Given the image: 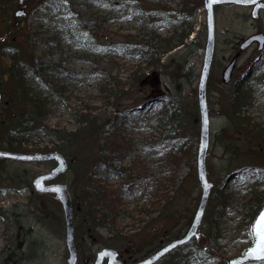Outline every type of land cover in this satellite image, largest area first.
<instances>
[{"label": "rangeland", "instance_id": "1", "mask_svg": "<svg viewBox=\"0 0 264 264\" xmlns=\"http://www.w3.org/2000/svg\"><path fill=\"white\" fill-rule=\"evenodd\" d=\"M57 1L68 6L71 4L74 10L84 9L80 0ZM180 2L181 0H107L104 1L105 6L94 4L90 11L83 10L81 23L86 29L84 32L87 34V29L91 31L90 36L97 39L98 44L119 41L127 32L145 33L147 38L151 27L160 36L168 37L173 31L175 21L174 16L171 17L166 12L177 10ZM196 2L198 5L196 17L192 20L193 31L185 40L187 42L166 52L157 66H145V76L139 89H134L128 83L124 84L127 91L121 92L115 105L111 107L106 106L99 98V84L106 81L109 75L125 79L139 61L111 52H87L84 47L72 44L67 27H71L77 17L75 11L69 7L54 8L50 0L14 1L16 5L12 12L16 14L19 11L16 14L18 32L25 35L36 31L33 38L40 42L38 53L42 54L40 59H43L44 67L55 77L53 79L64 82L67 86L64 93L67 96L66 102L59 103L57 110L46 119L48 126L74 129L77 123L73 116L85 101L95 107L93 112H97L101 118L108 121L113 119L118 123V127H111L110 131H117L123 138L133 142L130 152L120 156L112 175L100 182V185L113 191H122L125 186L129 190V195L116 201L113 206L114 213L118 214L112 218L113 234L105 229L86 233L82 226L80 214L83 212L81 197L84 187L76 176L78 164L75 160H67L66 170L56 178L67 185L71 199L75 201L73 203L80 206L79 218L73 219L74 242L77 249L79 248L77 264H93L96 251L103 246L117 249L126 258L132 255H137L138 259L147 256L172 233L187 229L193 218L200 193L196 175V148L192 159L184 157L178 165L171 163V155L174 154H169L163 141V112L160 113L161 109L157 104H150L140 110L137 107L148 97L170 92L179 97L183 109L190 115L195 109L196 85L206 36L203 0L190 1L191 4ZM138 3L143 5L149 17L128 13L129 7ZM158 10L161 14L157 13ZM99 11L106 13L107 21L104 25L96 26L87 15L100 13ZM214 20L215 46L206 84L209 114L206 166L213 183H222L226 191L238 195L232 200L220 223L216 243L226 264L228 257L240 253L250 242V235L247 238L241 230H236L239 217L235 220L233 218L236 211L241 210L240 192L249 187L251 181H255L252 174L259 171L258 167H264V160H258L264 158L263 149L254 143H261L260 139L264 135V48L258 50L255 44L239 48L241 41L249 34L258 30L264 32V9L254 18L250 7L246 5L218 4L214 8ZM77 29L75 33L80 31ZM4 32L5 30H0V35ZM52 35L57 40L51 38ZM45 38H51L48 45L44 42ZM190 40L193 42L190 43ZM231 59L235 60L231 79L224 82L222 72ZM5 63L6 58L0 57V71L5 69ZM240 77L242 78L239 83L243 89L241 93L249 104L243 114L246 118L242 124L237 125L223 110L236 80ZM128 109L133 111H127ZM254 122L258 124L259 133L250 127ZM7 126L6 120H0L1 149L10 148L5 131ZM177 136H182L189 143L194 140L196 147L199 136L198 110L194 119L184 123L181 130L178 129ZM230 139H238L243 148L231 149L228 146ZM30 142L27 147L29 150L21 152H38L34 147L60 143L64 147L60 152L68 158L78 144L60 142L45 134L31 137ZM53 163L52 160L0 157V264H66L68 251L61 205L52 193L33 192L30 187L32 179L48 170ZM133 172L141 176L137 177ZM257 181L264 186V182ZM166 187L169 190L176 187L173 191V205L164 209L160 215L157 206L164 202L161 197ZM208 200L206 217L199 227V239L204 233H211V223L207 220L214 200ZM143 204L145 212L137 211L136 208ZM113 237H120L121 244L114 241L113 244ZM99 239L109 242L100 245L97 243ZM193 243L194 241L189 242L184 250L191 251ZM158 263L176 264L168 256ZM177 264H181V261Z\"/></svg>", "mask_w": 264, "mask_h": 264}, {"label": "trees", "instance_id": "2", "mask_svg": "<svg viewBox=\"0 0 264 264\" xmlns=\"http://www.w3.org/2000/svg\"><path fill=\"white\" fill-rule=\"evenodd\" d=\"M14 1L0 0V30H5L0 35V57L6 58L5 69L1 70L3 73L1 77H5L6 80L4 82L12 91L8 94L4 93L5 87L0 92V120H6L8 124L5 131L9 149L28 151L29 149L27 147L31 143L30 138L42 134L53 136L60 142L67 141L70 144H72L71 142H77V147L69 154L70 157L68 158L65 155L67 159L77 162L76 176L84 187V192L81 197L83 212L80 214L82 216L80 221H82V226L86 230V233H93L94 231L105 229L113 234L114 232L111 230L112 218L114 217L113 215H118L114 213L113 206L119 199L127 197L129 190L125 186V188H122V191H117V189L113 191L104 185H100V182L105 181L112 175V171L118 165L121 157L127 154V152H130V147L133 142L130 139L123 138L117 131H110L111 127H118V123H115L113 119L108 121L101 118L97 112H93V108L95 107L89 103H85V101L78 108L79 111L77 114L72 115L77 123L74 129L67 130L64 127L52 128L48 126L46 119L57 110L59 103L64 104L66 102L67 96L64 93L66 92L67 86L64 82L60 83L57 79H53L55 77L51 76L44 67L43 59H40L42 58V54L38 53L40 42L38 43L37 39L33 38V34L36 36V31L33 30L30 34L25 35L18 32L17 17L12 12L13 6L16 5ZM41 1L39 0V2ZM50 1L53 2L54 8L69 7L73 9L71 4L68 6L57 0ZM81 1L82 6H84L83 10L90 11L94 4H102L105 6L104 1L106 2L107 0ZM190 1L181 0L178 9L171 11L174 14L175 23L173 24V31L168 37L160 36L151 27L147 38L144 36L145 33L133 34L127 32L123 34V39L111 41L106 44H98L97 39H93L90 36L91 31L88 29L87 34L84 32L86 29L82 26L84 24L81 23L83 10L73 9L76 13L77 21L71 27H67L70 33L69 40H71L72 44L84 47L87 52H111L121 54L125 57L135 58L139 61L129 71L125 79L121 80L116 76L109 75L106 81L99 84L98 96L106 106L112 107L115 105L120 93L127 91L124 88V84L128 83L134 89H139L140 82L145 76V66H157L160 58L166 52L176 46L184 45L187 42L185 40L193 31L192 20L196 17L198 5L197 2L191 4ZM128 13L142 16L148 15L149 17V14L146 13L141 3L129 7ZM157 13L161 14V11L158 10ZM91 14L87 15V18L93 20L96 26L104 25L107 21L106 13ZM75 29L80 31L75 33ZM51 38H45V44L48 45ZM192 42L193 40H190V43ZM198 44L199 46L201 45L200 43ZM240 80L241 78L236 80L234 88L230 92L229 100L225 106L226 108L223 110V112H226L231 117L233 123L237 125L242 124V121L246 118L243 114L249 104V101H245L242 96L241 92L243 89L239 83ZM159 97L161 98L148 97L146 101L144 100L140 104V107L144 108L145 102L147 104H157L161 109L160 113L163 112L165 118L163 121L164 146L167 148L169 154H174L171 155L173 159L169 158L171 163L178 165L184 157L192 159L194 149H197L198 141L195 147L194 140L189 143L182 136H177L178 129L181 130V126L184 123L191 121L197 116V104L190 115L183 109L177 95L165 92ZM130 110L133 111L132 109H128L127 111ZM250 127L256 133L260 132L256 122L252 123ZM260 141L261 143L259 141H255L254 143L263 149L262 154L264 155L263 134ZM228 142V146L231 149L241 150L243 148V144L238 139H230ZM62 148L64 147L60 143H57L52 146H36L34 150L46 152L51 150L60 151ZM64 150L67 151L66 148ZM258 160H264V158ZM258 168L259 171L252 174L255 181H251V185L246 187L243 192H240L242 195L240 197L242 201L239 205L241 210L236 211V215L233 218L235 220V218L239 217L236 223V230H241L247 238L249 237L250 223L261 204L264 203V186L257 181L264 182V167L259 166ZM133 174L137 177L141 176L139 173L135 174L133 172ZM164 190L162 192L165 193H162L161 197L164 202L162 205L160 204L161 206H157L160 215L164 209L166 210L173 205V191L176 190V187L172 188V190L166 187ZM33 192L36 191L33 190ZM143 192L145 193V190ZM211 194L209 198L211 200L213 199L214 203L212 202L213 206L210 207L211 211L208 214L209 218L207 220V222L210 221L211 223V233L208 234L206 232L198 241H194L191 251H185V245H181L167 253L164 257H170L171 261L176 262V264L180 261L181 264H224L223 256L216 246L219 238L220 223H222L223 218L226 216L232 200L238 195L226 191L222 183L219 182L213 183ZM198 199L199 195L197 196ZM71 201L72 203L75 202L74 199H71ZM149 204L151 203L149 202ZM212 204L210 203V206ZM143 206L144 204L138 206L136 210L145 212ZM207 208L208 205L206 206ZM72 210L73 219L75 217L77 220L79 218L80 206L78 207L73 203ZM205 215L206 212L204 213L203 219L206 217ZM184 231L185 229H181L180 231L172 233L163 243L182 235ZM111 240L112 243L114 241L117 244H121L120 242H122L120 237H113ZM107 242L100 239L97 241L100 245L107 244ZM119 254L127 262L137 258V255L126 258L121 252ZM158 262L156 264H160ZM259 264H264V262H260Z\"/></svg>", "mask_w": 264, "mask_h": 264}, {"label": "water", "instance_id": "3", "mask_svg": "<svg viewBox=\"0 0 264 264\" xmlns=\"http://www.w3.org/2000/svg\"><path fill=\"white\" fill-rule=\"evenodd\" d=\"M255 1L257 0H204V5L206 8V41L202 65L197 81V102L200 116V133L196 154V173L200 183L201 193L196 210L187 231L182 236L167 241L149 255L132 263H124L121 259H119L117 257L118 252L115 248L102 247L96 252L93 264H152L178 245L185 244L193 238L195 240L199 238V225L201 223L212 186V181L208 178V170L206 168L205 159L209 140V116L206 98V81L210 70L215 42L213 4L217 2L251 4ZM259 4L262 5L263 2H260ZM259 4H257L253 9V16H256V9ZM18 12L19 11H17L16 14ZM20 12L24 11L20 10ZM253 40H258L259 46H261L264 41V35L262 33L249 35L240 43V48L245 47ZM233 63L234 59H232L224 68L222 72V79L224 81L229 80ZM262 81L264 82V77ZM0 157H8L20 160L54 159L55 165L49 170L37 174L33 178L32 184L34 189L38 192L52 193L54 198L60 203L65 221V242L68 251L66 264H76L77 254L73 235L72 203L67 185L60 181L46 182L55 178L58 174L66 170L67 160L64 155L59 151L16 152L0 149ZM250 234L251 241L243 248L241 253L229 257L227 259V264H245L247 262L264 261V252L261 251V249L264 248V203L261 205L251 222Z\"/></svg>", "mask_w": 264, "mask_h": 264}, {"label": "flooded vegetation", "instance_id": "4", "mask_svg": "<svg viewBox=\"0 0 264 264\" xmlns=\"http://www.w3.org/2000/svg\"><path fill=\"white\" fill-rule=\"evenodd\" d=\"M261 1L263 2L262 5L259 4ZM257 4H259V6H258L257 9H256V16H255L254 18H257L258 15H259V12H260L261 10L264 9V0H257V1H255V2H253V3H251V4H247V5H246V6L250 7V9H251V14H252V11H253V9L255 8V6H256ZM214 8H215V7H214ZM257 32H261V30L255 31V32H253V33H251V34H249V35H252V34L257 33ZM262 32H263V31H262ZM263 33H264V32H263ZM249 35H248V36H249ZM252 44H255V45H256V48H257L258 50H261V49L264 48V41H263V43H262L261 46H259V42H258L257 40L251 42L248 46H250V45H252ZM248 46H246L245 48H247ZM1 74L3 75L2 71L0 72V92L2 91L3 88L6 87V89L4 90V93H6V94L11 93V92H12L11 89H9V87H7V84L4 82V81L6 80L5 77H1ZM9 83H10V82H9ZM9 83H8V85H10ZM118 257H119L120 259H122L124 262H127V260H126L125 258L121 257L120 254H119ZM77 261H78V259H77ZM132 261H134V260H132ZM132 261H128V262H132Z\"/></svg>", "mask_w": 264, "mask_h": 264}, {"label": "snow or ice", "instance_id": "5", "mask_svg": "<svg viewBox=\"0 0 264 264\" xmlns=\"http://www.w3.org/2000/svg\"><path fill=\"white\" fill-rule=\"evenodd\" d=\"M261 251L264 252V248H262Z\"/></svg>", "mask_w": 264, "mask_h": 264}]
</instances>
